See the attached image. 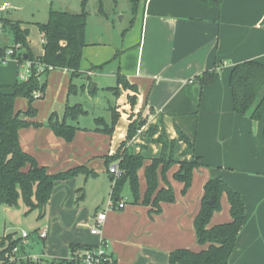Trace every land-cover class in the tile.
<instances>
[{
  "label": "crops",
  "instance_id": "0c3cea01",
  "mask_svg": "<svg viewBox=\"0 0 264 264\" xmlns=\"http://www.w3.org/2000/svg\"><path fill=\"white\" fill-rule=\"evenodd\" d=\"M130 14L124 29L114 28L113 17L108 13L102 15L104 20L96 21L101 26L98 31L90 32L87 23L86 45L78 70L74 75L66 68L48 72L45 83L46 86L51 83L54 100L47 109H39L38 102L33 100L36 115H21L27 121L40 123L18 130L23 151L50 174L80 167L72 176L54 183L44 211L48 233L39 238L37 232L43 248L33 251L26 239L25 249L41 253L47 264L56 258H67L72 244L96 246L103 240L114 264H168V255L174 249L198 251L208 246L197 242L193 221L205 182L218 177L240 193L244 204V219L229 264H264L262 122L233 110L229 86L234 64L245 60L264 64V0H222L219 7L198 0H139L136 12ZM10 42L11 38L3 35L0 45ZM205 71H213L209 84L200 83ZM117 75L132 87L124 88L117 82ZM111 79L114 86L109 85ZM93 81L95 91L91 92ZM77 86L88 95L100 87L113 95V101L107 107L109 115L94 117V125L83 127L66 120L77 127L73 139L66 141L56 136L46 123L51 113L61 120L67 105L79 104L68 103L69 94ZM98 102L102 100L99 98ZM27 104L26 98L17 97L14 109L25 111ZM112 110L118 113L113 132L97 130L102 125L96 119L102 118L110 125ZM137 117L144 118L145 123L126 141L128 125ZM177 130L191 140L192 151L186 152V144L179 140ZM162 134L168 141H175V163L165 173L174 201H161L160 210L155 211L151 204L144 205L141 201L146 189L144 168L151 158L161 154L162 145L155 139ZM123 141L130 152L143 156V165L137 171L139 199L133 202L126 181L117 199L124 206L108 209L100 234L94 235L88 225L106 207L94 203L91 212V205L86 206L85 191L93 184L87 180H101L99 174L103 173L111 191V173L104 161ZM191 156L197 157L200 165L194 168L191 184L182 193L183 183L175 180L173 174L179 167L177 161ZM113 164L116 162L110 166ZM78 174H82L86 189L83 186L76 189ZM165 186L159 167L158 188ZM222 197V207L213 212L209 227L231 219L227 197L225 194ZM0 205L6 207L3 211L11 209ZM67 223L77 224V228L74 227L73 234L61 235L57 231L59 224ZM10 232L5 223L0 224V239L8 234L13 239L19 238Z\"/></svg>",
  "mask_w": 264,
  "mask_h": 264
},
{
  "label": "trees",
  "instance_id": "16d2710c",
  "mask_svg": "<svg viewBox=\"0 0 264 264\" xmlns=\"http://www.w3.org/2000/svg\"><path fill=\"white\" fill-rule=\"evenodd\" d=\"M115 1V0H114ZM209 6L219 7L222 0H198ZM139 0H129L130 12H136ZM102 11V8L99 7ZM3 27H8L13 44L19 43L23 48L21 54H26L30 60H38L53 68L69 69L72 75L79 68L82 49L86 45L85 32L87 15L84 10L79 13H70L62 10H51L48 19L44 23H37L36 28L46 42L43 44L42 54L33 52L30 47L29 31L18 21L2 18ZM13 44L11 46H13ZM7 44L0 45V58L4 56ZM23 56V55H22ZM19 59V58H18ZM23 59V57H22ZM20 61V59H19ZM32 71L25 81L16 80L10 86H0V203L13 206L18 199L28 207V211L38 210V217L44 214L49 202L54 183L72 176L80 167L50 174L46 168L39 165L33 156L23 151L18 141V130L29 125L38 126L40 123L25 120V117H34L36 109L32 105L34 94L43 97L45 92V76ZM213 80V71H205L200 76V83L209 84ZM117 82L124 88L132 87L124 78L117 75ZM72 85H70L71 87ZM229 86L232 94L233 110L241 115L262 122V138L264 144V64L255 60H245L233 65L229 73ZM114 90L116 87H111ZM95 91V89H94ZM17 97L26 98L28 101L25 111L15 110L14 101ZM85 111L79 104L67 105L61 120L53 112L50 114L46 125L52 132L66 141L73 139L76 126L66 122L67 119H75L77 115ZM118 113L111 111L110 125L102 118L96 121L102 125L96 128L107 134H111L117 121ZM145 123V119L137 117L129 125L126 133V141ZM151 127L148 128V132ZM179 140L186 144V151H192L191 140L180 130H177ZM156 142L162 145L161 154L151 158L150 163L144 168L146 189L141 203L151 204L155 211L160 210L161 201L173 202L174 193L170 184L166 181L165 173L175 163L173 159L175 141H168L165 136L159 135ZM168 153L166 154V151ZM112 162H116L119 174H111L110 197L118 201L123 184L128 181L133 196V202L139 199V181L137 171L143 165V156L140 153H132L125 147V141L121 143L113 155L105 158V166L109 169ZM179 167L173 174V178L183 183L182 193H185L192 181V173L198 167L199 160L192 157L189 160L177 161ZM166 186L158 188V169ZM109 172V170H108ZM203 196L198 213L194 217L193 225L197 242L207 243L204 249L194 251L188 248H177L168 255V264H229L230 255L234 249L239 229L244 219V204L238 191L230 188L218 177L209 178L203 186ZM225 194L229 203L231 219L227 222L208 226L213 212L220 209V198ZM210 195L214 196V202L208 204ZM8 234L0 239V258L12 246L22 244L19 238L13 239ZM7 241V243H6ZM91 245H70V250L90 249ZM111 264L114 261L111 256ZM19 264H29L21 262ZM45 264V263H44ZM47 264H77L67 258H56Z\"/></svg>",
  "mask_w": 264,
  "mask_h": 264
},
{
  "label": "rangeland",
  "instance_id": "374dc122",
  "mask_svg": "<svg viewBox=\"0 0 264 264\" xmlns=\"http://www.w3.org/2000/svg\"><path fill=\"white\" fill-rule=\"evenodd\" d=\"M1 4H5L6 9L0 10V20L4 18L18 21L22 24L23 27H26L29 31L28 37L30 39V45L32 46V49L34 51H37L40 47V34L36 28V24L46 22L48 19V14L51 10H62L70 13H79L84 10L87 15L88 30L90 32L98 31L101 28V26L98 25L96 21L98 19L104 20L102 15L106 13L113 17V27L116 29L121 27L124 29L125 27H127L128 20L131 16L129 0H0V5ZM99 7L102 8V11ZM6 29L7 30H5V27H3L1 37L4 35L5 37L11 38L8 27H6ZM12 44L13 42L11 40V42L7 45L11 46ZM20 51L21 52L19 53L18 49L17 57L20 60H23V54H21L23 52L22 47L20 48ZM21 67L24 71L25 66L21 65ZM18 68H20V65L18 64L17 58L15 56L6 57L5 62L0 61V83L7 85L14 83L15 80H18ZM109 83V85H115V81L113 79H111ZM54 94V89L51 87V83H49V86L48 84L47 86H45L44 97L37 98L36 95H34V100L38 102V108L47 109L51 101L54 100ZM99 98L102 100V103L98 102ZM112 101L113 95L111 93H106V91H102L100 87L96 90V92L88 95L86 91L80 89V86H77L76 91L69 94L68 103L73 104L78 102L82 108L87 110V113L85 112L86 115H77L74 120H67L70 123L78 122L79 125L83 127H85L86 125H94V117L101 115L107 117L109 115L107 107L109 106V103H112ZM150 126L151 125H149L148 127ZM192 157L193 156H191L189 159H191ZM185 159L189 160L187 158ZM99 175L101 176V180H87V183L93 182V184L91 185L90 183V188L87 192L85 191L84 203H87L86 206L91 205V212L94 209V203L95 205H99L100 208H103L106 207L107 201L110 199V184L105 179V174L100 173ZM77 178L78 181L76 182L78 186H75L76 189H78L77 187L79 186H83V188L86 189V184L83 183L84 178L82 174H78ZM125 194V192L122 193V197H124ZM223 195L224 194H222V196ZM222 196L221 198H223ZM221 198L220 207H222ZM4 208H6L4 205H0V224L2 225L3 223H5L7 229L11 231L10 233H13L16 237H19V240H21L20 234L22 231H26L27 233H29L27 242H29V244L33 247V251L39 252L43 245L41 240L38 238L39 236L37 237V232L40 233L43 228L46 227V233H48V217L45 216V214L41 217H38L37 209L28 211V207L23 203L22 199H18L17 203L11 206L10 211H3ZM75 226L77 228V224H59L57 231L60 232L61 235L73 234ZM19 243L22 244L23 248H20L18 244L10 248V250L12 249L11 251H13L11 256L17 259V261H11L8 256L2 255L0 264H19L21 262H28L27 257L25 256H31V254H34L35 252L30 251V253L27 251V249H25L27 243H22L20 241ZM41 264H44V262L42 261ZM109 264H111V261Z\"/></svg>",
  "mask_w": 264,
  "mask_h": 264
},
{
  "label": "built area",
  "instance_id": "2783aa9c",
  "mask_svg": "<svg viewBox=\"0 0 264 264\" xmlns=\"http://www.w3.org/2000/svg\"><path fill=\"white\" fill-rule=\"evenodd\" d=\"M4 9H6V5L1 4L0 10H4ZM2 30H3V22L2 20H0V38H1ZM45 42H46L45 38L42 35H40V39H39L40 47H39L38 54H42L43 52L42 47H43V44H45ZM20 48H21L20 44L15 43L13 46L7 47L4 52V56L0 58V61L2 62H5L6 57L8 56H11V57L15 56L17 58V62L21 68V69L18 68V71H17V79L19 81L27 80L30 77L33 70H35V72H37L38 74L44 75L46 74V72L59 69V68H53L52 66H48L38 60L27 59L26 57L23 58V60L19 61L17 57V54H18L17 51L19 49V53H20L21 52ZM21 65L25 66L24 71ZM34 95H36L37 97L39 93L35 92ZM108 170L111 174L115 176L119 174L116 164L109 166ZM123 206H124V203L122 201H114L110 197V199L107 201L106 208L102 211L97 212L93 216L92 221L89 225V232L94 235L100 234L102 224L104 223V220L106 217V211L113 207L121 208ZM46 229L47 228L44 227L43 230L40 233H38L39 238H44L46 236ZM28 235L29 233H27L26 231L21 232L20 239L22 243H26V239ZM11 250L10 249L7 250L3 255L8 256L9 259H11V261L16 262L17 259L11 256L13 252ZM25 257H27V261L29 262V264H41L43 260L41 254H31V256H25ZM1 258H0V261H1ZM67 259L77 264H109L111 261L109 254L106 250V244L105 242H103V240H100V242L96 246H93L90 249L70 250L67 256Z\"/></svg>",
  "mask_w": 264,
  "mask_h": 264
},
{
  "label": "water",
  "instance_id": "95a60500",
  "mask_svg": "<svg viewBox=\"0 0 264 264\" xmlns=\"http://www.w3.org/2000/svg\"><path fill=\"white\" fill-rule=\"evenodd\" d=\"M23 57H26V54H23ZM96 83L93 81L90 83V91L93 92L95 88ZM214 202V196L210 195V198L207 200L208 204H212Z\"/></svg>",
  "mask_w": 264,
  "mask_h": 264
}]
</instances>
